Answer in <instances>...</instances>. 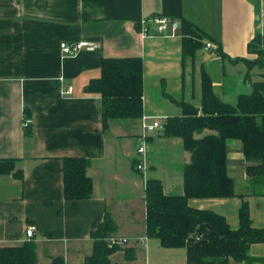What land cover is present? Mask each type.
I'll return each mask as SVG.
<instances>
[{
    "label": "crops",
    "instance_id": "1",
    "mask_svg": "<svg viewBox=\"0 0 264 264\" xmlns=\"http://www.w3.org/2000/svg\"><path fill=\"white\" fill-rule=\"evenodd\" d=\"M156 15L185 17L204 32L205 43L220 41L232 59H254L248 44L264 34V0H0V160L22 159L18 169L24 172L22 181L0 176V247L25 244L26 230L33 226L31 240L37 244L39 264H52L57 256L65 264H82L79 252L88 244L93 247L91 232L110 214L118 232L130 241L125 249L135 252L132 261L125 259L123 250L115 253L113 264H186L185 249L163 248L145 236L144 190L152 178L163 182L166 194H184L182 168L190 163V153L180 138H165L156 129L147 143L149 170L144 177L135 174L132 166L143 133L140 120H112L105 132L101 95L84 89L102 76L103 59L141 57L144 115L163 117L164 123L180 116L165 89L178 100L200 105L202 66L214 92L225 101L226 62L242 63L224 61L215 51L201 48L196 64L188 59L183 69L180 35L144 39L139 33V22ZM79 40L97 41L102 47L62 58L60 44ZM68 87L74 90L65 96ZM26 112L32 120L31 138L25 135ZM68 157L89 159L92 198L65 199L63 159ZM234 172L229 170L237 179ZM242 181L248 186L245 171ZM136 198L144 199L142 220L132 206ZM234 199L233 224L227 210L230 199H194L189 204L223 215L237 229L242 203ZM247 199L262 202L260 223L252 212L251 218L255 227H263V197ZM250 248V256L264 257L263 244Z\"/></svg>",
    "mask_w": 264,
    "mask_h": 264
},
{
    "label": "trees",
    "instance_id": "2",
    "mask_svg": "<svg viewBox=\"0 0 264 264\" xmlns=\"http://www.w3.org/2000/svg\"><path fill=\"white\" fill-rule=\"evenodd\" d=\"M181 42L183 69L188 59L196 64V52L205 46L204 32L191 21L181 20ZM211 49L224 61L231 60L246 65V79L254 68L264 70V35L258 34L248 44V53L254 59H232L226 55L222 43ZM144 59H103L100 78L92 80L84 89L87 93L100 94L103 128L107 132L112 120H141L145 113ZM200 105L184 99L165 97L181 110L180 116L167 118L164 124L165 138H180L184 150L190 153V163L182 168L184 194L168 195L160 179H148L145 185L146 228L145 236L156 239L163 248H182L187 251L186 264H232L261 262L263 258L250 256V247L264 245V225L257 228L251 218L248 196L264 199V73L263 80L253 83V92L241 94L235 104L221 100L214 92V85L207 71L201 67ZM184 77V75H183ZM183 86L185 77L183 79ZM185 87V86H184ZM26 118H31L26 112ZM25 135H33L31 125L25 127ZM231 140L241 142L245 174L248 176V193L239 194L235 179L229 174ZM22 159L0 160V176L12 175L23 180L24 172L18 169ZM64 194L66 200L90 199L94 196V182L88 176L89 159L68 157L63 159ZM133 161V170H137ZM239 198V226L232 229L228 220L210 209H198L190 200ZM264 203V200H263ZM118 229L112 216L92 231V255L85 264H111L108 259L119 250L125 251L126 260L135 259L133 249L119 246L109 247L110 233ZM37 244L33 240L20 246L0 247V264H39ZM53 264H64L62 257H56Z\"/></svg>",
    "mask_w": 264,
    "mask_h": 264
},
{
    "label": "rangeland",
    "instance_id": "3",
    "mask_svg": "<svg viewBox=\"0 0 264 264\" xmlns=\"http://www.w3.org/2000/svg\"><path fill=\"white\" fill-rule=\"evenodd\" d=\"M226 70H227L228 75H227V79H226V83H225V85H226V97L224 100L229 104L230 103L235 104L237 102V100H236L237 97L241 94L252 93L253 92V85H254L253 83H256V82L263 80V77L261 75L264 73V70L260 69V68H254L251 72V77L249 79H246V74L248 72V69L246 68L245 64H239L238 66H235L234 64H232L229 61V62H226ZM140 123H141V120H140ZM149 138H150V136H149ZM235 143H236V145H234ZM228 144H229V148H230L229 156L232 157V158H230L231 159V165H230L231 173L234 172L236 169V172L233 173L237 177V179L234 177L235 182H236L235 189L239 194H241V193L245 194L247 192L248 188H247V184H245L244 181H242L244 171H245V167H246L245 159L241 158L243 145L241 144V142L235 141V140L229 141ZM134 162H137V160L135 159ZM137 170H138V168H137ZM148 170H149V167L147 166V170H145V171L138 170V172H135V171H133V172L135 174L139 173L142 175V177H144V174H146L148 172ZM153 175L154 174H152V176ZM234 198L230 199L232 201L227 206L228 216H229L231 224H233L234 219L237 218V210H236L237 204H236V199H234ZM256 201H259V200H252L251 201L250 211L253 213V216L255 218V222L258 225L260 223L259 217L262 214V208H261L262 202H256ZM134 202H135V204H133L132 206H133L134 211L136 212V217H137V219L140 218L142 220V218L144 217V213H145L144 199L142 200L141 198L140 199L136 198V200H134ZM109 235L110 236L107 239L109 247H115V245H117L120 248L124 249L128 246V244L130 242L129 239H127V237L122 236V234H120L118 232V230L114 233H110ZM115 237H117V239L122 238L123 240H127V243H123L122 245L112 244L111 239L115 238ZM91 240L93 243L92 238H91ZM92 250H93L92 246H90L89 244L86 245L79 252L80 255L77 256V259H79L82 264H85L86 258L88 256L92 255V253H93ZM119 251H122V250H119ZM119 251H117L116 253H118ZM90 253H91V255H88ZM124 256L126 259L125 254H124ZM59 257H61V256H59ZM111 258H112V256L108 259V261H110V263L113 264L111 261ZM54 259H56V258H53V260ZM53 260H52V264H53ZM64 264H65V260H64Z\"/></svg>",
    "mask_w": 264,
    "mask_h": 264
},
{
    "label": "built area",
    "instance_id": "4",
    "mask_svg": "<svg viewBox=\"0 0 264 264\" xmlns=\"http://www.w3.org/2000/svg\"><path fill=\"white\" fill-rule=\"evenodd\" d=\"M181 20L176 18H172L170 16L164 15H156L151 18H144L139 22V33L142 35L144 39L161 37L165 39L174 38L176 36H181L182 31ZM61 55L62 58L65 57H76L82 51H94L96 49H100L102 44L97 41H88V40H79V42H67L64 41L61 44ZM204 48L206 50H211L213 48H217V45L213 42H206ZM72 87L66 88L64 95L73 93ZM152 121V122H151ZM165 121V120H164ZM32 124V120L30 118L25 119V127H28ZM164 122L163 117H152L143 115L141 118V127H142V135L138 142L137 149V168L140 171L147 170V162L146 155L148 152V138L150 134H152L156 129L164 130ZM36 232V228L30 226L26 230L27 239L31 240ZM147 240V238L145 239ZM112 244L122 245L123 243H127V240L117 239V237L111 239ZM111 244V243H110Z\"/></svg>",
    "mask_w": 264,
    "mask_h": 264
}]
</instances>
